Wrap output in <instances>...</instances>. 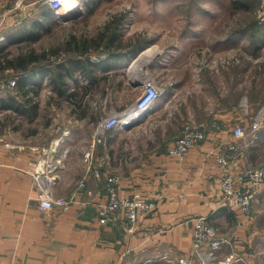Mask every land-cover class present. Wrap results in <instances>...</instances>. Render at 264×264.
Masks as SVG:
<instances>
[{
	"label": "crops",
	"instance_id": "1",
	"mask_svg": "<svg viewBox=\"0 0 264 264\" xmlns=\"http://www.w3.org/2000/svg\"><path fill=\"white\" fill-rule=\"evenodd\" d=\"M51 12L44 16H51ZM18 23L16 35L25 32ZM4 27L0 25V50L9 43L2 34ZM34 28L32 25L25 33ZM89 50L82 46L75 57L59 62L69 66L68 71L55 75L49 62L47 70L40 71L39 56L33 50L26 57L21 51L11 65L2 64L0 51V82L15 79L13 88L0 94V264H171L168 258L176 255L194 261L197 256L191 240L198 216H205L221 234L231 231L238 245L235 251H241L243 243L259 233L261 217L245 218L234 208L221 205L222 168L216 156L235 144L239 148L229 167L233 171L246 167L264 140L261 128L252 144L236 138L232 135L233 116L225 113L218 115L222 130H210L187 154H168L167 145L179 130L165 134L162 122L151 119L174 102L178 92L173 88L154 100L149 116L142 121L124 130L103 129L96 136L93 153L92 166L98 174L87 172L82 154L90 145L101 113L96 105H80L81 98L91 93L92 83L97 90L104 78H115V71L124 73L123 85L131 82L130 70L135 66L131 67L133 59L125 62L124 57L109 52L85 58ZM54 147V157L63 159V167L57 170L53 192L72 202L65 210H41L34 199L32 173L43 169V159L53 154ZM115 173L121 178L119 196L135 192L147 198L157 195L156 207L139 217L130 232L123 229L119 213L113 221L98 220V205L107 197L104 180ZM83 177L80 186L78 181ZM231 251L227 246L217 257Z\"/></svg>",
	"mask_w": 264,
	"mask_h": 264
},
{
	"label": "rangeland",
	"instance_id": "2",
	"mask_svg": "<svg viewBox=\"0 0 264 264\" xmlns=\"http://www.w3.org/2000/svg\"><path fill=\"white\" fill-rule=\"evenodd\" d=\"M75 1L74 17L59 8L58 18L41 0H0V25L5 26L2 34L9 41L0 50L2 64L14 63L21 51L25 57L28 51L44 52V57L39 55L40 71L45 72L50 63L55 75V64L75 57L82 46L91 49L85 58L109 52L124 57L125 62L148 48L132 65L131 82L123 85L124 73L115 71V78H104L97 90L92 83L91 93L81 98L80 105H96L100 116L122 111L133 104L141 91L140 81L151 74L163 90L160 96L173 88L178 92L165 112L151 119L162 122L161 128L169 135L184 122L204 124L229 113L234 126L253 120L264 110V0ZM48 10L52 15L44 16ZM82 11L88 12L78 17ZM16 21L25 32L32 25L35 28L32 33L16 35ZM18 37L23 40L17 41ZM250 160L249 165L264 167V140ZM262 201L251 214L261 217L259 233L243 243L241 251H235L234 234L223 233L229 238L230 251L243 256V264H264Z\"/></svg>",
	"mask_w": 264,
	"mask_h": 264
},
{
	"label": "built area",
	"instance_id": "3",
	"mask_svg": "<svg viewBox=\"0 0 264 264\" xmlns=\"http://www.w3.org/2000/svg\"><path fill=\"white\" fill-rule=\"evenodd\" d=\"M46 3L55 16L58 14L61 3L65 0H41ZM3 37L0 36V41ZM15 85V79L10 78L0 82V94L4 90H10ZM141 91L133 104L117 113L99 115L96 120L94 132L90 145L83 151L82 160L87 172L98 174V170L92 166L94 146L103 129L120 128L126 129L129 125L142 121L150 114L152 103L159 98L163 90L157 85L151 74L145 75L140 81ZM264 122V110L247 123L234 124L232 135L236 138H245L249 143L257 140L258 131ZM223 124L220 120H210L204 124L194 122H184L180 126L178 134L167 145L166 152L171 155L181 156L187 154L191 149L201 144L207 138L210 130L220 131ZM239 146L230 144L226 151L216 156V161L222 168V174L219 180V196L221 205L228 208H234L245 218H248L254 211V208L263 202L264 198V167L261 165H247L237 171L230 169V163L234 160ZM54 147L51 155H46L43 159V169L32 173V184L34 186V199L37 201L41 210H48L58 207L65 210L72 199L61 196H55L53 188L58 178L57 170L63 167V159L54 157ZM120 175L115 173L106 176L104 180V189L106 200L99 203L97 208L98 220L100 223L113 221L117 213L122 216V227L130 232L137 219L150 213L157 205V195L153 198H147L139 192L129 196L121 197L118 195V183ZM81 186L84 184V177L78 181ZM229 243V238L219 233L216 226L206 220L205 216H198L195 219L193 235L191 240V249L197 256L192 260L186 255H176L168 258L171 264H243L245 261L242 255H236L231 251L221 258H217V252L221 251Z\"/></svg>",
	"mask_w": 264,
	"mask_h": 264
},
{
	"label": "bare ground",
	"instance_id": "4",
	"mask_svg": "<svg viewBox=\"0 0 264 264\" xmlns=\"http://www.w3.org/2000/svg\"><path fill=\"white\" fill-rule=\"evenodd\" d=\"M77 7H78V3L75 0H65L61 3V6L59 8H61L60 12H63L65 15H69V14H72L74 12V8H77ZM147 51H148V48L141 50L137 54L135 59L133 58L131 62L132 63L131 67L132 65H135L138 62V60H140V58L146 54Z\"/></svg>",
	"mask_w": 264,
	"mask_h": 264
},
{
	"label": "trees",
	"instance_id": "5",
	"mask_svg": "<svg viewBox=\"0 0 264 264\" xmlns=\"http://www.w3.org/2000/svg\"><path fill=\"white\" fill-rule=\"evenodd\" d=\"M108 47H110V46H108ZM53 53H56V51H53ZM39 55H41V57H44V55H45V53L44 52H42L41 54H39ZM38 55V56H39ZM32 59V56L30 55L29 56V61ZM8 64L9 65H11L12 63H10V62H8ZM69 67V66H68ZM68 67H66L63 63H58L57 65H56V69H57V71L59 72V73H62L63 71H68ZM62 82L60 81V87H62L61 85H63V84H61Z\"/></svg>",
	"mask_w": 264,
	"mask_h": 264
}]
</instances>
